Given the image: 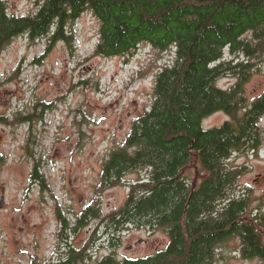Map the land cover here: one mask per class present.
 <instances>
[{
    "label": "trees",
    "instance_id": "obj_1",
    "mask_svg": "<svg viewBox=\"0 0 264 264\" xmlns=\"http://www.w3.org/2000/svg\"><path fill=\"white\" fill-rule=\"evenodd\" d=\"M34 1V12L16 15L0 0V53L20 34L69 45L67 25L86 11L100 21L97 55L123 56L144 43L172 51L154 77L149 108L111 150L100 175L104 189L144 170L111 223L119 231L125 225L163 228L168 242L150 255L112 252L96 264H216L217 245L230 237L240 239L242 255L264 256L258 227L264 214L244 218L249 192L230 196L242 169L228 165L232 154L254 152L263 139L264 92L249 99L245 83L264 55V0ZM222 76L235 80L224 88L216 82ZM218 111L230 119L205 128L204 118ZM191 162L202 171L198 182L183 174ZM31 175L44 185L35 167ZM97 208L89 204L84 215Z\"/></svg>",
    "mask_w": 264,
    "mask_h": 264
},
{
    "label": "rangeland",
    "instance_id": "obj_2",
    "mask_svg": "<svg viewBox=\"0 0 264 264\" xmlns=\"http://www.w3.org/2000/svg\"><path fill=\"white\" fill-rule=\"evenodd\" d=\"M4 1L12 14L27 15L36 9L34 0ZM99 26L100 21L86 11L67 25L69 45L62 40L49 43L46 35L31 39L20 34L0 53V243L7 244L10 256L11 240L21 241L24 263L31 254H51V245L59 238V214L71 226L89 204L102 215L109 214L122 206L129 184L144 173L131 171L118 184L100 188L103 162L123 143L134 119L149 108L154 77L170 63L172 51L144 43L126 55L102 57L94 53ZM258 67L245 83L249 99L264 92V55ZM234 80L222 76L216 82L225 88ZM229 119L218 111L202 124L208 128ZM259 125L263 130L259 149L234 153L228 162L242 169L229 193L249 192L247 220L264 214V115ZM33 167L43 176V186L32 179ZM183 174L198 182L202 171L191 162ZM98 221L90 217L69 231L71 242L88 241ZM258 227L264 235V227ZM114 240L110 249L116 256L135 258L164 248L168 235L163 228L130 226ZM240 242L230 237L219 243L216 264H263L245 261L239 254ZM108 251L101 246L96 256Z\"/></svg>",
    "mask_w": 264,
    "mask_h": 264
},
{
    "label": "flooded vegetation",
    "instance_id": "obj_3",
    "mask_svg": "<svg viewBox=\"0 0 264 264\" xmlns=\"http://www.w3.org/2000/svg\"><path fill=\"white\" fill-rule=\"evenodd\" d=\"M227 202L228 200H223L220 204L223 205ZM117 210L106 215H102L100 211H98L95 215L91 216L89 214L84 215V213H86V209H84L81 213L77 214L72 226L69 225L68 219L66 217L59 214L60 225L59 230L57 231V236L59 238H57V240H55L51 245V254H31L28 256L27 263H24L21 258L23 253V244L17 239H12L11 246L14 250L10 256L6 253L7 244L5 242L0 243V264H96L100 259L114 252V250L111 251L110 246L113 247L116 245L114 239L117 238V234L120 231L116 229L113 223H111V215ZM89 216L99 219V221L96 223L94 228L91 229L93 233L91 234L89 240L85 241L84 244L76 245L75 243L71 242L69 238V231L76 230L77 227H80L82 224L86 223L87 219L90 218ZM103 225L104 227L102 232L98 233V229ZM130 226L134 228L133 225H125L124 229H128ZM19 230L21 231L22 228L20 227ZM101 234L103 236H101ZM262 237L264 242V235H262ZM104 240L106 241V244ZM101 246L108 249L109 251L108 253L97 257L96 250L99 248L101 249ZM242 246L243 245L240 242L239 254L245 261L264 264V256L242 255ZM16 255L20 257L19 261L16 260Z\"/></svg>",
    "mask_w": 264,
    "mask_h": 264
},
{
    "label": "water",
    "instance_id": "obj_4",
    "mask_svg": "<svg viewBox=\"0 0 264 264\" xmlns=\"http://www.w3.org/2000/svg\"><path fill=\"white\" fill-rule=\"evenodd\" d=\"M2 204H3V201L1 200V201H0V205H2Z\"/></svg>",
    "mask_w": 264,
    "mask_h": 264
}]
</instances>
